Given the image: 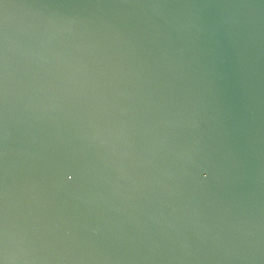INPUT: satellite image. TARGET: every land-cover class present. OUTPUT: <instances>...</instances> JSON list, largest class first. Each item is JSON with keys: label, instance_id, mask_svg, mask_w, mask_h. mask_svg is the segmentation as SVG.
<instances>
[{"label": "water", "instance_id": "obj_1", "mask_svg": "<svg viewBox=\"0 0 264 264\" xmlns=\"http://www.w3.org/2000/svg\"><path fill=\"white\" fill-rule=\"evenodd\" d=\"M0 262L264 264V0H0Z\"/></svg>", "mask_w": 264, "mask_h": 264}, {"label": "snow or ice", "instance_id": "obj_2", "mask_svg": "<svg viewBox=\"0 0 264 264\" xmlns=\"http://www.w3.org/2000/svg\"><path fill=\"white\" fill-rule=\"evenodd\" d=\"M69 179H71V177H69ZM0 264H2V262H0Z\"/></svg>", "mask_w": 264, "mask_h": 264}]
</instances>
